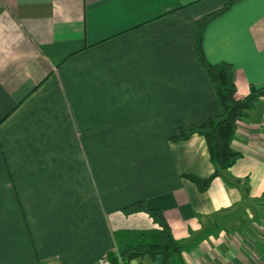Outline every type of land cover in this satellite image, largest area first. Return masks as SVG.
Segmentation results:
<instances>
[{
    "label": "crops",
    "instance_id": "crops-1",
    "mask_svg": "<svg viewBox=\"0 0 264 264\" xmlns=\"http://www.w3.org/2000/svg\"><path fill=\"white\" fill-rule=\"evenodd\" d=\"M228 1L0 0V264L103 260L115 230L155 226L124 212L140 200L186 264H264V96L205 192L187 175L214 171L206 138L171 140L221 111L195 43ZM204 49L235 65L239 97L263 86L264 0L210 22Z\"/></svg>",
    "mask_w": 264,
    "mask_h": 264
},
{
    "label": "trees",
    "instance_id": "trees-1",
    "mask_svg": "<svg viewBox=\"0 0 264 264\" xmlns=\"http://www.w3.org/2000/svg\"><path fill=\"white\" fill-rule=\"evenodd\" d=\"M240 0H229L221 8L199 18L198 37L195 43L199 63L206 69L217 93L221 111L210 114L207 119L193 126L179 123V132L171 137L172 141L187 140L194 134L207 140L214 171L207 177L188 174L200 192L208 190L212 181L231 168L241 157V153L232 148L231 141L241 119L248 116L257 102L264 96V85H251L250 92L244 97L238 96L237 68L231 62L211 63L204 49V34L207 26L215 18L229 10ZM127 214L145 212L155 223L152 228H123L114 231L116 248L103 260L88 264H101L104 260L110 264H144V259L162 257V264H186L184 245L174 236L172 227L161 208L148 206L145 200L136 201L123 208ZM138 260V262H136Z\"/></svg>",
    "mask_w": 264,
    "mask_h": 264
},
{
    "label": "built area",
    "instance_id": "built-area-1",
    "mask_svg": "<svg viewBox=\"0 0 264 264\" xmlns=\"http://www.w3.org/2000/svg\"><path fill=\"white\" fill-rule=\"evenodd\" d=\"M103 263L104 264H110V262L109 261H106V260H104Z\"/></svg>",
    "mask_w": 264,
    "mask_h": 264
},
{
    "label": "rangeland",
    "instance_id": "rangeland-1",
    "mask_svg": "<svg viewBox=\"0 0 264 264\" xmlns=\"http://www.w3.org/2000/svg\"><path fill=\"white\" fill-rule=\"evenodd\" d=\"M107 261V260H106ZM101 264H104L103 262Z\"/></svg>",
    "mask_w": 264,
    "mask_h": 264
}]
</instances>
